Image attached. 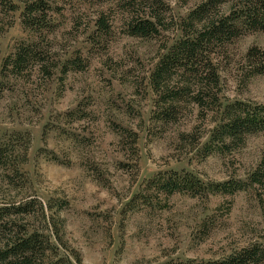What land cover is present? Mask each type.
Listing matches in <instances>:
<instances>
[{
	"label": "rangeland",
	"instance_id": "rangeland-1",
	"mask_svg": "<svg viewBox=\"0 0 264 264\" xmlns=\"http://www.w3.org/2000/svg\"><path fill=\"white\" fill-rule=\"evenodd\" d=\"M11 1L14 12L0 6V147L8 155L0 207L44 208L34 202L31 216L10 217L16 224L48 237L69 264H187L264 249V132L214 143L215 104L192 98L206 59L219 102L264 105V74L255 73L263 32L211 44L198 76L174 75L169 90H182L163 116L151 73L205 0H43L48 29L38 32L22 19L33 0ZM150 13L161 15L158 32L130 36L132 18ZM22 46L35 56L18 70L11 63ZM252 49L262 60L248 56ZM171 174L192 175L203 189L169 195L151 183ZM229 182L244 187L231 195L210 188Z\"/></svg>",
	"mask_w": 264,
	"mask_h": 264
},
{
	"label": "trees",
	"instance_id": "trees-1",
	"mask_svg": "<svg viewBox=\"0 0 264 264\" xmlns=\"http://www.w3.org/2000/svg\"><path fill=\"white\" fill-rule=\"evenodd\" d=\"M231 3L227 15L218 11V8ZM8 7L14 12L17 7L11 0H0V6ZM138 6V5H137ZM46 5L43 0L28 2L22 13L24 25L36 32L47 30L48 23L45 15ZM159 14V13H158ZM150 13V19L140 17L132 18L128 24V34L132 37L148 38L156 34L161 24V15ZM97 26L106 28L104 20L100 18ZM251 30L264 33V0H205L196 6L183 20L181 37L169 47L165 54L161 55L151 73V84L153 91L162 93L163 105L168 110L162 109L163 116L168 114L177 100V95L182 87L169 90V82L172 77L188 75L198 76L197 65L201 66L202 58L211 44H222L229 42L240 35V30ZM206 48V49H205ZM263 55L256 49L250 50L249 57L257 58ZM35 56V50L29 46H22L16 51L11 65L21 70L31 58ZM206 58V57H205ZM264 59V57H263ZM202 73H199V83L195 84L193 90V101L203 107L208 103L215 104L216 114L219 117L215 127L211 130L210 140L224 146L241 143L248 135L264 132V105L246 104L235 101L232 103H221L218 100L216 89L218 81L210 63L205 59ZM255 73L264 74V61L257 65ZM190 90V89H189ZM7 147V146H6ZM7 151L0 147V168L7 161ZM261 173L252 174V182L259 183ZM160 183L164 192L171 195L175 192H186L199 194L203 189L202 183L192 175L171 174L168 178L157 175L151 183ZM243 183H224L211 185L214 193L234 194L242 190ZM39 212L44 208L39 202ZM34 202L20 203L18 206L0 207V264H69L64 257H58L54 245L48 237L37 230L29 232L18 225L11 216H31L37 210ZM44 214V213H43ZM55 225V224H54ZM22 230V231H20ZM25 230V231H24ZM51 255V257H50ZM264 262V249L258 246L242 249L228 257L218 261L188 262L187 264H257Z\"/></svg>",
	"mask_w": 264,
	"mask_h": 264
}]
</instances>
